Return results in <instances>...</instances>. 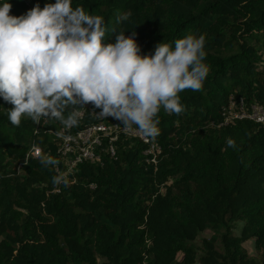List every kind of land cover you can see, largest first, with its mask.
<instances>
[{"label":"trees","instance_id":"obj_1","mask_svg":"<svg viewBox=\"0 0 264 264\" xmlns=\"http://www.w3.org/2000/svg\"><path fill=\"white\" fill-rule=\"evenodd\" d=\"M46 2L9 0L10 14ZM72 6L103 17L109 36L135 31L141 54L160 41L204 34L209 73L201 90L179 94L183 112L158 113L154 162L138 137L119 131L111 142L102 137L96 160L68 171L58 153L66 127L28 117L13 125L12 105L0 99V264H264V126L247 118L224 122L232 103L234 110L241 101L264 105V0ZM123 14L128 18L117 24ZM79 111L70 134L100 120L91 104ZM33 148L58 165L43 166ZM58 173L68 186L52 183Z\"/></svg>","mask_w":264,"mask_h":264},{"label":"clouds","instance_id":"obj_2","mask_svg":"<svg viewBox=\"0 0 264 264\" xmlns=\"http://www.w3.org/2000/svg\"><path fill=\"white\" fill-rule=\"evenodd\" d=\"M11 7L0 0V99L12 105L7 116L13 125L28 117L74 127L79 109L91 104L99 116L155 138L161 109L183 112L179 94L201 90L209 73L204 34L160 41L152 53L141 54L135 31L113 29L109 36L103 17L73 7L72 0L37 3L21 15L10 14ZM127 18L118 15L116 23ZM226 144L236 147L231 138ZM37 155L45 167L59 163L50 154ZM52 183L68 186L64 173Z\"/></svg>","mask_w":264,"mask_h":264},{"label":"built area","instance_id":"obj_3","mask_svg":"<svg viewBox=\"0 0 264 264\" xmlns=\"http://www.w3.org/2000/svg\"><path fill=\"white\" fill-rule=\"evenodd\" d=\"M262 79L264 84V66ZM99 118L100 120L91 127L78 130L72 134L67 132L68 128L60 131L58 153L66 166V170L72 171L84 162L96 160V146L100 143L102 137H108L109 142H111L119 131L124 132L128 136L138 137L146 146L145 155L149 156L151 161H155V156L159 153V147L153 139L144 137L139 130L134 128L118 127L116 123L107 121L108 117L99 116ZM236 118H247L264 126V105L252 103L245 107L241 101L236 105V110H234L232 103L225 113L224 122ZM110 151L113 153L111 147ZM38 152H40L38 148H33L31 155L37 156ZM56 171H58L57 168Z\"/></svg>","mask_w":264,"mask_h":264},{"label":"rangeland","instance_id":"obj_4","mask_svg":"<svg viewBox=\"0 0 264 264\" xmlns=\"http://www.w3.org/2000/svg\"><path fill=\"white\" fill-rule=\"evenodd\" d=\"M112 122L115 123V121H112ZM208 236H209L208 232H204V233L201 234V237H208ZM244 246H245V248L247 249V251H248V253L250 255L255 254V250H254L253 245H252L251 242H246L244 244Z\"/></svg>","mask_w":264,"mask_h":264}]
</instances>
